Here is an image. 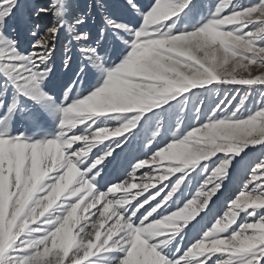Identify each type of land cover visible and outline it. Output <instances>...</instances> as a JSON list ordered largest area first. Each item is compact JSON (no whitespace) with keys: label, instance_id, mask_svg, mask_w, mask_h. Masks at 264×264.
Wrapping results in <instances>:
<instances>
[{"label":"snow or ice","instance_id":"obj_1","mask_svg":"<svg viewBox=\"0 0 264 264\" xmlns=\"http://www.w3.org/2000/svg\"><path fill=\"white\" fill-rule=\"evenodd\" d=\"M18 4L19 0H0V75L30 98L38 97L40 107L49 116L63 113V118L59 135L43 142H24L26 137L11 132L0 134V175L8 197L4 216L7 238L0 246V264H10L5 260L6 253L19 256L18 264H95L98 254L113 250L120 253L116 264H131L133 260L143 264H264V156L249 166L251 170L241 181L238 196L229 205L231 210L187 251L183 260L182 253L170 258L165 250L167 242L174 239L168 230L179 233L187 226H178L177 221L193 220L203 209L204 215L192 224L195 228L213 213V197L219 199L227 191L225 178L234 179L225 169L237 165L228 162L241 153L243 160L250 154L246 149L264 146V105L245 116L241 115L243 100L237 107L222 102L205 117L209 122L199 121L201 126L194 127L183 139L176 135L175 142L153 155L133 157L143 163L134 164L130 173L124 168L126 178L110 182L114 186L103 192L98 187L102 169L109 164L121 166V154L131 150L132 140L124 137L126 143L115 154L110 149L120 145L119 140L97 147L89 155V150L96 147L94 142L120 136L139 120L137 115L113 131L98 123L105 114L147 112L180 93L213 82L264 86V0L239 8L235 7L236 0H218L219 6L209 20L182 34L173 28L191 10L193 0H159L147 11L146 24L139 31L122 24L117 28V22L106 17L114 29L123 28L135 39L132 51L123 63L109 70L95 48L89 49L91 63L101 75L106 73L107 80L81 99L86 72L79 67L63 91V104L44 89L45 81L53 74L65 0H56L59 7L37 10L52 12L58 19L43 33L39 25L34 26L31 35L35 43L27 54L6 33L7 20ZM129 4L139 10L136 0H129ZM22 15L27 22V10ZM144 15L141 12L142 18ZM76 38L87 39L86 35ZM72 63L66 49L62 66L72 71ZM11 107L17 108L18 101ZM225 111L231 114L221 118L219 114ZM77 125H83L80 134ZM158 135L152 137L156 148ZM218 153L234 155L220 157ZM210 157L216 159L203 165L208 172L195 198L164 218L173 206L180 207L177 201L194 179L191 173L196 165ZM148 164L152 167H146ZM157 168L167 171L157 175ZM182 170V177L170 179ZM26 181L31 183L30 188L26 189ZM232 200L231 195L225 197L226 204ZM21 204L23 209L18 211ZM55 208L63 211L56 212ZM240 214L249 219L225 232ZM34 232L40 238L31 242L21 239Z\"/></svg>","mask_w":264,"mask_h":264},{"label":"rangeland","instance_id":"obj_2","mask_svg":"<svg viewBox=\"0 0 264 264\" xmlns=\"http://www.w3.org/2000/svg\"><path fill=\"white\" fill-rule=\"evenodd\" d=\"M159 0H136L139 5V10H134L135 6H130L129 0H65V11L60 18L64 22V26L59 30V36L56 44V52L54 53L52 70L53 74L45 81L44 91L55 97L58 104H63L65 99L63 95L64 89L69 86L74 77L73 73L79 68L84 67L86 76L82 80L81 99L90 95L98 87H102L107 80L106 73L101 75L96 70V67L91 63V56L88 54L89 49L95 48L96 53L105 61V66L109 70L118 67L130 55L132 45L135 39L129 35L128 31L120 28L119 31L108 24L107 18L117 22L119 25H124L126 28L141 30L147 21L146 13L151 7H154ZM223 3V0H219ZM256 0H236L235 7H246L255 4ZM54 8L59 7L56 0H19L15 14L7 20L6 33L17 41L18 48L24 54L32 50V45L35 43V38L31 35V31L35 25L40 26V31L43 33L47 28L52 27L57 23V17L52 12L38 13L39 8ZM219 6L218 0H193V6L186 15H182L179 21L175 24L173 31L177 34H182L186 29H191L202 24L205 20H209L213 15L214 10ZM27 10V22L22 15V11ZM141 12L145 15L141 16ZM223 30V27L221 28ZM78 35H86V40H78ZM66 49L69 51L73 63L72 71H67L60 63L64 58ZM61 68V69H60ZM65 70V71H64ZM56 87V88H55ZM26 97V98H25ZM33 97L36 94L33 93ZM235 98V99H233ZM244 101L241 108V115L247 116L254 114L255 111L264 105V86H245L234 85L229 83L213 82L210 85L198 86L190 89L186 93H180L157 107L143 113H120V114H105L100 117L98 123L100 127H108L115 131L116 128L123 127L128 124L137 115L139 120L129 130L123 132L120 136H110L107 139L94 142L96 147L89 150V155L97 151V147L103 148L105 145H111L112 141H121L116 148L110 149L111 154H115L116 150L123 146L126 141L124 137H130L132 140L131 150L121 154V166L109 164L107 169H102V179L98 185L100 190L106 191L112 185L110 182H121L122 177L126 178L124 168L130 173L133 170L134 164L143 163V160H133V157L151 156L155 151L162 150L169 143L175 142L174 137L179 135L183 139L194 127L201 126L199 121L204 123L209 122L207 117L217 106L224 104L232 107L240 106L241 101ZM18 101V107L13 109L11 106ZM75 103V100L72 101ZM71 106V104L67 105ZM197 111V109H201ZM230 111L220 113L221 118L230 115ZM126 116L129 119L121 121L119 117ZM112 117V118H109ZM63 118V113L53 118L49 116L40 107L39 98H30L29 95L22 93L17 89L5 75H0V134L11 132L13 135H23L26 137L24 142H43L46 139H52L59 135V127ZM83 125H77L76 131L80 134ZM99 131V128L96 129ZM159 133L155 137L159 147L153 146V134ZM135 134V135H133ZM85 143V142H81ZM250 154L241 160L244 153L236 156V159L228 162L230 165L236 164L233 169L229 166L225 172L229 176H233L232 181L225 178L227 191L220 195L219 199L213 197L216 201V206L213 208V213L205 216L204 219L195 228L192 224L195 223L200 216L204 215V210H200L193 220L177 221V225H187L181 227L179 233H173L168 230L169 235H174V239L167 242L165 248L170 258H175L177 253H182L181 260L187 255V251L196 243H199L207 231L215 227L216 222L227 215L230 211V203L238 196L241 187V181L247 177L252 165L258 158L264 156V146L257 145L254 149H246ZM101 155H105L101 152ZM229 153H218L217 156L225 157ZM110 155L108 159H110ZM216 157H210L207 161H201L196 165L195 172L191 173L194 177L191 184L185 188L184 195L177 203L179 208L173 206L170 212L165 214L171 215L178 210H181L186 204L195 198L201 184L205 183V174L208 172L203 165H210L211 160ZM237 161H240L237 164ZM220 166L219 164L215 167ZM259 166V165H257ZM151 168L152 164L146 165ZM215 167L211 170L215 171ZM83 171V170H82ZM156 174H164L167 168L154 169ZM148 173H145L147 176ZM182 173H175L170 176V179L182 177ZM185 184L188 182L185 181ZM25 187L30 188L31 183L25 182ZM231 195L232 201L225 203V197ZM7 193L4 187V178L0 175V246L6 241L5 230V201ZM123 198V196H122ZM175 198V197H174ZM63 199V197H62ZM83 207V206H82ZM23 204L20 205L18 211H22ZM54 211L62 212V208H55ZM78 215L80 213L78 212ZM248 216L240 214L235 224L230 225L225 232L233 231L242 226ZM40 238L35 234H26L22 236L25 242H31ZM63 243V241H62ZM11 251V250H10ZM120 253L117 250L98 254L95 264H116ZM20 257L17 255H5V260L10 261V264H18ZM192 259V258H190ZM199 259V258H194ZM215 259V257H214ZM131 264H143L139 260H133Z\"/></svg>","mask_w":264,"mask_h":264},{"label":"bare ground","instance_id":"obj_3","mask_svg":"<svg viewBox=\"0 0 264 264\" xmlns=\"http://www.w3.org/2000/svg\"><path fill=\"white\" fill-rule=\"evenodd\" d=\"M63 59H64V58H62V59L60 60V63H61V64H63ZM60 69H61V68H60ZM64 71H65V70H64ZM55 88H56V87H55ZM25 98H26V97H25Z\"/></svg>","mask_w":264,"mask_h":264}]
</instances>
